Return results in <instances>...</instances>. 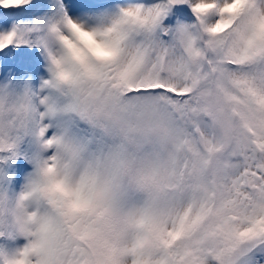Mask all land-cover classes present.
Wrapping results in <instances>:
<instances>
[{
    "label": "snow or ice",
    "instance_id": "obj_1",
    "mask_svg": "<svg viewBox=\"0 0 264 264\" xmlns=\"http://www.w3.org/2000/svg\"><path fill=\"white\" fill-rule=\"evenodd\" d=\"M0 264H264V0H0Z\"/></svg>",
    "mask_w": 264,
    "mask_h": 264
},
{
    "label": "rangeland",
    "instance_id": "obj_2",
    "mask_svg": "<svg viewBox=\"0 0 264 264\" xmlns=\"http://www.w3.org/2000/svg\"><path fill=\"white\" fill-rule=\"evenodd\" d=\"M25 242H26V241H23V244H24ZM23 244H22V245H23ZM22 245H21V246H22Z\"/></svg>",
    "mask_w": 264,
    "mask_h": 264
}]
</instances>
